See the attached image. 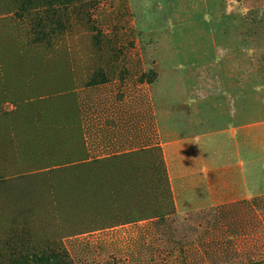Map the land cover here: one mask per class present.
Wrapping results in <instances>:
<instances>
[{"label":"rangeland","instance_id":"obj_1","mask_svg":"<svg viewBox=\"0 0 264 264\" xmlns=\"http://www.w3.org/2000/svg\"><path fill=\"white\" fill-rule=\"evenodd\" d=\"M207 70L264 87V0H0V153L24 170L1 173L0 264H264V193L174 205L152 101L199 94ZM81 156L107 159L104 180L80 210L51 208L26 172Z\"/></svg>","mask_w":264,"mask_h":264},{"label":"crops","instance_id":"obj_2","mask_svg":"<svg viewBox=\"0 0 264 264\" xmlns=\"http://www.w3.org/2000/svg\"><path fill=\"white\" fill-rule=\"evenodd\" d=\"M202 45L213 49L214 59L222 52L215 39ZM177 72L168 70V76ZM215 72L201 74L206 79L199 94L183 86L181 92H171L174 96L167 93L166 99L152 101L157 144L180 214L264 193V100H256L264 87L229 84L230 79L218 85Z\"/></svg>","mask_w":264,"mask_h":264},{"label":"trees","instance_id":"obj_3","mask_svg":"<svg viewBox=\"0 0 264 264\" xmlns=\"http://www.w3.org/2000/svg\"><path fill=\"white\" fill-rule=\"evenodd\" d=\"M98 44V43H96ZM95 44V45H96ZM17 111V110H16ZM19 125L17 123L12 126L11 131H17ZM12 135V134H11ZM10 146H14V140L9 138ZM6 141L0 140V148L4 149ZM18 146L15 145L14 149ZM19 149V148H18ZM17 157V155H15ZM6 154L0 153V180L5 179L1 173L7 172L9 175H13L15 171H24L22 168L15 170L8 168L5 161ZM106 158L101 159H91L89 160L87 156L68 158L63 161H46L38 168H35L32 173H27V175L38 176L44 178V183L46 184V190L48 191V201L47 205L51 208L55 206L56 210L70 211L72 214L75 209L80 210L81 207H85L87 204V197L89 195V180L90 177H95L97 180H104L103 174L94 173L93 164H102L106 162ZM10 171V172H8ZM24 173V174H26ZM23 173H18L20 176ZM100 193L102 194L103 189L101 188ZM98 196V194L96 193ZM89 227L83 228V230H88ZM76 232V231H74ZM51 258H44L42 256H33L32 260L36 262H43L46 264H61L57 261L56 256L51 255Z\"/></svg>","mask_w":264,"mask_h":264},{"label":"clouds","instance_id":"obj_4","mask_svg":"<svg viewBox=\"0 0 264 264\" xmlns=\"http://www.w3.org/2000/svg\"><path fill=\"white\" fill-rule=\"evenodd\" d=\"M259 90V89H258Z\"/></svg>","mask_w":264,"mask_h":264}]
</instances>
